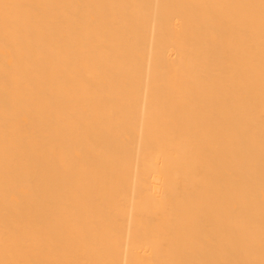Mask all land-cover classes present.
<instances>
[{
	"label": "bare ground",
	"instance_id": "obj_1",
	"mask_svg": "<svg viewBox=\"0 0 264 264\" xmlns=\"http://www.w3.org/2000/svg\"><path fill=\"white\" fill-rule=\"evenodd\" d=\"M0 264H264V0H0Z\"/></svg>",
	"mask_w": 264,
	"mask_h": 264
}]
</instances>
